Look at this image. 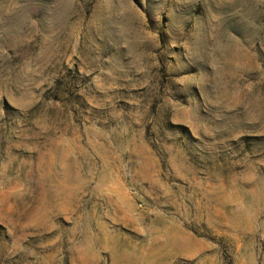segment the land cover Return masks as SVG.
<instances>
[{
  "label": "rangeland",
  "instance_id": "1",
  "mask_svg": "<svg viewBox=\"0 0 264 264\" xmlns=\"http://www.w3.org/2000/svg\"><path fill=\"white\" fill-rule=\"evenodd\" d=\"M0 264H264V0H0Z\"/></svg>",
  "mask_w": 264,
  "mask_h": 264
}]
</instances>
